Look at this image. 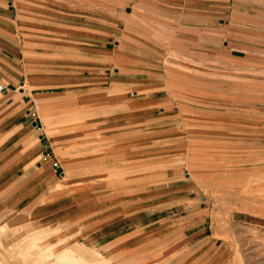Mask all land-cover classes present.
<instances>
[{"label": "rangeland", "instance_id": "1", "mask_svg": "<svg viewBox=\"0 0 264 264\" xmlns=\"http://www.w3.org/2000/svg\"><path fill=\"white\" fill-rule=\"evenodd\" d=\"M22 1L59 40L28 71L48 87H25L39 94L27 108L58 160L56 189L113 193L125 221L163 207L187 229L179 260L264 264V0ZM156 189L167 201L146 203ZM154 220L132 221L124 240ZM96 229L90 240L80 221L8 223L0 264L163 263L166 246L89 245Z\"/></svg>", "mask_w": 264, "mask_h": 264}, {"label": "crops", "instance_id": "2", "mask_svg": "<svg viewBox=\"0 0 264 264\" xmlns=\"http://www.w3.org/2000/svg\"><path fill=\"white\" fill-rule=\"evenodd\" d=\"M22 2L0 0V227L11 222L18 225L25 220L42 227L80 221L84 224L85 239L91 240L96 228L95 233L100 235L89 245H112L110 251L116 255L166 246L156 257L162 264H203L206 257L201 251L186 260L178 259L183 254L178 250L183 251V247L189 245L187 229L182 222L171 223L161 217L163 207L125 221L123 206L113 193L95 196L90 190L77 193L56 189L64 179L52 165L58 160L49 152L40 130L33 127V113L27 108L32 96L39 94L33 95V91L27 92L25 87L29 81L36 83L32 90L48 87L44 75L33 76L28 71L30 67H44L39 56L47 55L45 51L50 49L40 45L59 40L54 36L56 31L28 23L27 12L22 11L21 5L20 10L17 9L16 4ZM163 191L166 190L149 192L151 197L146 203L156 205L167 201L170 195ZM150 218L156 220L124 240L125 233L134 228L132 221L149 222ZM93 219L100 220L92 224ZM190 239L202 242L198 233Z\"/></svg>", "mask_w": 264, "mask_h": 264}, {"label": "built area", "instance_id": "3", "mask_svg": "<svg viewBox=\"0 0 264 264\" xmlns=\"http://www.w3.org/2000/svg\"><path fill=\"white\" fill-rule=\"evenodd\" d=\"M35 125L33 126L36 130H38V126L35 122H33Z\"/></svg>", "mask_w": 264, "mask_h": 264}, {"label": "water", "instance_id": "4", "mask_svg": "<svg viewBox=\"0 0 264 264\" xmlns=\"http://www.w3.org/2000/svg\"><path fill=\"white\" fill-rule=\"evenodd\" d=\"M35 124L33 123V126H34Z\"/></svg>", "mask_w": 264, "mask_h": 264}]
</instances>
